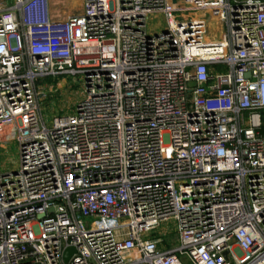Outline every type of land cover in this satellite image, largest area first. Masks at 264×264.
<instances>
[{
	"label": "built area",
	"instance_id": "built-area-1",
	"mask_svg": "<svg viewBox=\"0 0 264 264\" xmlns=\"http://www.w3.org/2000/svg\"><path fill=\"white\" fill-rule=\"evenodd\" d=\"M64 74L84 97L47 126L36 83ZM9 141L0 264H264V0H82L62 21L12 0Z\"/></svg>",
	"mask_w": 264,
	"mask_h": 264
},
{
	"label": "rangeland",
	"instance_id": "rangeland-1",
	"mask_svg": "<svg viewBox=\"0 0 264 264\" xmlns=\"http://www.w3.org/2000/svg\"><path fill=\"white\" fill-rule=\"evenodd\" d=\"M75 0H53L54 5L58 11V15L62 14V8L68 10L70 2ZM81 1V0H80ZM12 0H0V9L10 4ZM51 15V12L49 13ZM62 21V20H60ZM161 29L164 27V21L160 15L149 16L148 27L153 29ZM217 69H223L218 66ZM37 89L45 93V98L41 101L42 116L47 126L51 125L52 119L56 116L71 113L74 111L76 104L84 97V84L80 75L64 74L56 77L48 76L41 78L36 83ZM17 142L9 141L0 143V168L11 169L17 159ZM173 222H170L166 227H160L157 232L172 242L175 234ZM171 240V241H170Z\"/></svg>",
	"mask_w": 264,
	"mask_h": 264
},
{
	"label": "crops",
	"instance_id": "crops-1",
	"mask_svg": "<svg viewBox=\"0 0 264 264\" xmlns=\"http://www.w3.org/2000/svg\"><path fill=\"white\" fill-rule=\"evenodd\" d=\"M47 4H48V14L51 12L49 18H51L52 20H57V21L64 20L70 15H76L82 12V0L81 1L75 0L72 1V3L70 2V4L68 5V10L62 8V14H60V16L58 15V11L54 5L53 0H47ZM154 16H158V15H154Z\"/></svg>",
	"mask_w": 264,
	"mask_h": 264
},
{
	"label": "water",
	"instance_id": "water-1",
	"mask_svg": "<svg viewBox=\"0 0 264 264\" xmlns=\"http://www.w3.org/2000/svg\"><path fill=\"white\" fill-rule=\"evenodd\" d=\"M73 252V248L72 247H67L64 251V254H63V258L65 261H68L70 255L72 254Z\"/></svg>",
	"mask_w": 264,
	"mask_h": 264
}]
</instances>
